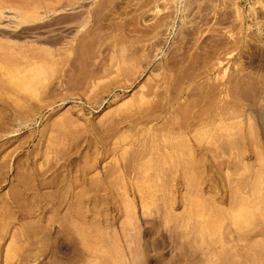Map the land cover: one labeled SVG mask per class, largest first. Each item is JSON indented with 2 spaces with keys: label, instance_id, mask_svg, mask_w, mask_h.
I'll list each match as a JSON object with an SVG mask.
<instances>
[{
  "label": "rangeland",
  "instance_id": "obj_1",
  "mask_svg": "<svg viewBox=\"0 0 264 264\" xmlns=\"http://www.w3.org/2000/svg\"><path fill=\"white\" fill-rule=\"evenodd\" d=\"M0 264H264V0H0Z\"/></svg>",
  "mask_w": 264,
  "mask_h": 264
}]
</instances>
